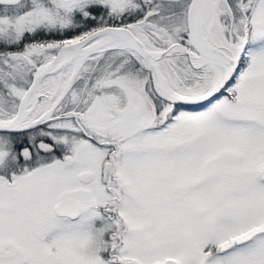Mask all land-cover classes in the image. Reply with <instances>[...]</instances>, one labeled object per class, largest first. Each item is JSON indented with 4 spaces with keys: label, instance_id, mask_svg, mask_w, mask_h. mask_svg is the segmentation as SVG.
I'll use <instances>...</instances> for the list:
<instances>
[{
    "label": "snow or ice",
    "instance_id": "snow-or-ice-1",
    "mask_svg": "<svg viewBox=\"0 0 264 264\" xmlns=\"http://www.w3.org/2000/svg\"><path fill=\"white\" fill-rule=\"evenodd\" d=\"M0 264H264V0H0Z\"/></svg>",
    "mask_w": 264,
    "mask_h": 264
}]
</instances>
